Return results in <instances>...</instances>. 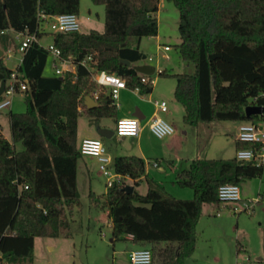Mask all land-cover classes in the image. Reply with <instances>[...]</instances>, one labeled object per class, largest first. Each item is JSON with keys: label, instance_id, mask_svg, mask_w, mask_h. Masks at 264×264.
<instances>
[{"label": "trees", "instance_id": "16d2710c", "mask_svg": "<svg viewBox=\"0 0 264 264\" xmlns=\"http://www.w3.org/2000/svg\"><path fill=\"white\" fill-rule=\"evenodd\" d=\"M104 5L103 31L50 33L75 71L45 74L49 52L34 43L22 56L20 79L27 82L25 110L7 113L11 140L0 133V264H26L33 259L35 237L70 235L66 210L79 205L77 142L81 112L94 118H114L116 106L106 90H98L89 65L115 73L127 88L150 93L134 69L141 60L139 41L158 32L159 0H92ZM179 12L176 51L193 72L158 70L175 78L174 99L183 107L189 125L218 120L264 122V0H166ZM80 0H0V48H15L12 32L37 31L40 15L79 12ZM127 59L129 66L121 62ZM10 69L0 57V80ZM149 78L152 79V76ZM85 95L96 105L87 108ZM2 96H0V100ZM258 105L262 114L245 116V107ZM1 128V125H0ZM20 143L22 148L16 149ZM259 144L235 139L238 149ZM113 169L124 176L104 193L113 239L128 234L152 252V264H185L195 248L196 224L205 203H219L220 185L237 184L261 176L262 164L253 160L196 158L176 176V183L193 191L188 199L163 195L148 188L144 194L124 190L145 175V161L137 155H119Z\"/></svg>", "mask_w": 264, "mask_h": 264}, {"label": "rangeland", "instance_id": "374dc122", "mask_svg": "<svg viewBox=\"0 0 264 264\" xmlns=\"http://www.w3.org/2000/svg\"><path fill=\"white\" fill-rule=\"evenodd\" d=\"M156 17L158 38L142 37L139 41V48L146 56L144 61L153 65L156 70L193 72V65L183 62L175 49V44L179 41L178 9L169 1L160 0ZM77 19L80 32L91 29L103 31L104 5L95 4L92 0H80ZM42 28L49 30L47 23L42 24ZM164 44H168L171 49L165 51ZM44 73L52 74L50 56ZM152 79L159 93L152 98L158 97V101L163 98L171 109L170 116L162 113V117L173 126L172 135L158 138L150 131L147 120L149 112L155 107L153 99L149 101L148 93L142 96L135 90L126 88L120 91L117 99V116L135 107L146 111V118L140 122L142 130L139 136L113 134L109 138L102 137L97 128L105 126L114 131L117 118L103 117L96 122L94 118L81 112L77 121L78 141L83 136L101 138L107 153L113 159L119 155H140L136 148V144L140 143L146 159L148 178L135 186L136 191L144 194L148 188H153L160 190L163 195L192 198V189L181 187L175 182L177 172L185 166L188 158L196 157V154L202 158L228 159L235 156L236 127L240 122L218 120L195 126L185 124L182 119L183 107L173 97L175 78L159 76L155 72ZM25 107L23 92L16 93L12 97L11 105L0 110V124L8 138L10 126L7 113L21 112ZM21 148L22 145L17 143L16 149ZM153 161H157L159 166H153ZM169 163L175 166L174 169ZM261 163V176L239 184L245 188L247 198L257 197L259 200L245 210L234 209L241 204L240 201L227 204L222 201L207 203L206 205H213L214 211L209 209L211 205L208 209L204 205L196 224L195 248L186 258L185 264H264V158ZM126 181L129 182L128 179ZM106 190L105 177L98 169L97 159L93 156H81L77 161V192L80 204L71 211L66 210L70 235L36 237L32 262L26 264H117L120 259H124V251L129 247L136 248V244L125 239L124 235L111 240V223L106 214L104 198Z\"/></svg>", "mask_w": 264, "mask_h": 264}, {"label": "built area", "instance_id": "2783aa9c", "mask_svg": "<svg viewBox=\"0 0 264 264\" xmlns=\"http://www.w3.org/2000/svg\"><path fill=\"white\" fill-rule=\"evenodd\" d=\"M48 24L50 33H66L73 31H80L77 15L74 13H60L54 15H40V20L37 25V31H40L42 24ZM13 38L15 40L16 47H12L7 52H18L20 54V60L17 65H11L10 77L6 81L4 89L0 96V110L8 107L12 103V97L16 93H23L27 90V82L25 79H20L18 73V67L21 63L22 56L26 49L34 44L38 43L44 47L50 54L51 57V67L52 72L56 75H62L67 71H75V64L70 57L64 58L61 55V51L53 43L42 45L39 42V37L36 31L33 33L26 32H12ZM164 50H168L169 46H164ZM4 55V60L6 65L11 59L13 62V57L10 53ZM167 58V56L165 57ZM91 56H86L80 61V64L85 66L91 76L92 81L97 86V90L94 92L95 98L98 90H106L111 97L112 104L116 107L118 106L117 99L119 93L122 89H126L127 85L125 80L115 73H110L103 69H97L89 65V60ZM151 58L149 57V60ZM155 68V72H157ZM152 76V75H151ZM150 76H142L141 81L144 83L153 84V79ZM154 106L161 110L167 111V102L165 100H153ZM116 126L114 134L119 136H138L140 131V121L134 117H120L116 119ZM150 131L158 138H163L165 136L172 135L174 132L173 126L162 117H154L148 124ZM236 140L241 142H250L253 144H259L258 149L245 148L238 149L235 152V156L239 160H253L257 163H261L264 158V122H240L237 126ZM78 149L81 155L93 156L97 159L98 169L105 177L106 187L112 186L115 182H121L124 178L123 175L117 173L113 169V160L107 153L100 138L84 137L78 143ZM154 166L157 165L156 162H152ZM217 197L219 201L224 203L240 201V205H236L234 209L245 210L253 206L254 202L259 199L250 198L242 200L240 196V188L237 184H222L217 189ZM128 258L130 264H152V252L149 248H137L133 249L128 253Z\"/></svg>", "mask_w": 264, "mask_h": 264}, {"label": "crops", "instance_id": "0c3cea01", "mask_svg": "<svg viewBox=\"0 0 264 264\" xmlns=\"http://www.w3.org/2000/svg\"><path fill=\"white\" fill-rule=\"evenodd\" d=\"M160 1V0H159ZM158 7H159V5H158ZM40 33H42V36L39 38V42L42 44V45H47V44H50L51 43V41H52V38H51V36H50V32L49 31H46V30H44L43 28H42V26H41V29H40ZM154 37H156V38H158V32H157V35L156 36H154ZM46 39H48L47 40V42H45L46 41ZM179 42V41H178ZM168 46V44H164V46ZM10 49V48H9ZM171 48H169L168 50H165V51H169ZM176 49V48H175ZM139 50H140V48H139ZM141 51V50H140ZM11 52V51H10ZM10 52H7V53H10ZM6 53H4L3 52V57H4V55H5ZM11 55H12V57H13V65L15 66V65H17L18 63H19V60H20V54L18 53V52H11ZM142 63H146L145 61H144V59H142L141 58V60L140 61H138L137 63H135L134 65H137V64H142ZM136 92H138L137 90H135ZM120 94V93H119ZM138 94H140L139 92H138ZM122 95H123V93H122ZM140 95H142V96H145L144 94H140ZM148 95H149V101H151L152 99L153 100H157L158 99V97H155V98H152L154 95H156V96H158L159 95V93L156 91V89H155V84H154V81H153V86H152V90H151V92L150 93H148ZM119 98V97H118ZM160 100H164L163 98H161ZM153 103V102H152ZM154 105V104H153ZM136 108V107H135ZM135 108L134 109H130L129 111H125L124 112V114H129V116H132V114H133V112L135 111ZM138 108V107H137ZM139 110H140V112H141V115L143 116V119H142V121L146 118V114H147V112L146 111H144L143 109H141V108H138ZM150 114H149V117H148V120H147V124H149V122L151 121V119L152 118H154V117H162V113H165V115H167V116H170L171 115V109L169 108V106H168V104H167V111H161V110H159V109H157L156 107H154V109L152 110V112H149ZM183 113H184V110H183ZM124 114H122L121 116H117V112H116V118H120V117H129V116H126V115H124ZM183 116V115H182ZM163 118V117H162ZM141 122V121H140ZM1 125V124H0ZM238 126V125H237ZM100 127H103V128H107V127H105V126H100ZM141 128V127H140ZM141 130H142V128L140 129V131H139V133L141 132ZM236 132H237V127H236ZM0 133L3 135V137H5L7 140H11V136H10V138H8L7 136H6V134H4L3 133V130H2V127L0 128ZM138 136H139V134H138ZM84 137H92V138H94L93 136H83L82 138H84ZM81 138V139H82ZM175 137L173 136V139H174ZM78 139H79V133H78V130H77V142L79 143V141H78ZM101 139V138H100ZM170 140H172V137L170 138ZM136 148H137V150L139 151V153H140V155H137V156H140L145 162H146V159H145V156L142 154V148H141V145H140V143H137L136 144ZM128 155V154H127ZM82 156H84V155H82ZM196 158H202V157H200L199 156V154H196V157H190V158H188V162L187 163H185V166H182V168L177 172V174L180 172V171H182L183 169H186V168H188V166H189V163L193 160V159H196ZM215 159H223V158H215ZM112 160H113V158H112ZM153 162H156L157 163V165L155 166V167H157V166H159V163L157 162V161H153ZM152 164V163H151ZM262 164V163H261ZM153 165V164H152ZM154 166V165H153ZM169 166H171V168H173L174 169V165L173 164H171V163H169ZM147 167H146V163H145V175H143L140 179H139V181H138V184L137 185H139L143 180H147V178H148V171H147V169H146ZM175 170H176V168H175ZM129 180V185H131V186H133L132 185V183H133V180H131V179H128ZM152 181H154V180H152ZM156 184V183H155ZM136 185V186H137ZM157 186H158V184H157ZM133 188L135 189V186H133ZM239 188H240V196H241V198H244V197H246L247 198V193L245 192V188L244 187H241V186H239ZM136 190V189H135ZM247 199H250V197L249 198H247ZM207 203H205V204H203V207H204V205H206ZM211 204H208V205H206L207 206V209L209 208V206H210ZM213 205H211V208H209V209H211L212 211H214L213 209H214V207H212ZM203 207H202V209H203ZM108 213V210H106V214ZM108 216V215H107ZM110 223H111V219H110ZM125 237V239H127V240H130V241H132V238H131V236L130 235H128V234H125L124 235ZM36 238V237H35ZM35 238H34V242H35ZM111 240H114L113 238L111 239ZM136 248H128L126 251H124L122 254H124V257H122V258H124L123 260L122 259H120V261L117 263V264H130V262H129V258H128V253L131 251V250H133V249H137V248H139L140 246H138L137 244H136ZM33 248H34V244H33ZM185 261H186V259H185Z\"/></svg>", "mask_w": 264, "mask_h": 264}, {"label": "water", "instance_id": "95a60500", "mask_svg": "<svg viewBox=\"0 0 264 264\" xmlns=\"http://www.w3.org/2000/svg\"><path fill=\"white\" fill-rule=\"evenodd\" d=\"M2 56H3V50L0 48V57H2ZM145 57H146L145 55H142V59H145ZM121 62H123L127 66H129L131 64V62L127 59H121ZM11 65H12V60L10 59L7 63V67L11 68ZM134 69L139 74L146 75V76H151L155 73V67L153 65L148 64V63H142V64L134 65ZM4 85H5V80L1 79L0 80V95L4 89ZM85 105L87 108H92L93 106L96 105V101L90 95H85ZM260 114H262L261 106L248 105L245 107V116L247 118H249L251 115H260ZM132 116L136 117L139 121H142V119H143V116L141 115V112L137 107L135 108V111L133 112ZM97 132L102 137H105V138H109L114 134V131L109 130L107 128H103V127H98ZM124 190L127 193H132L133 192V186L126 185L124 187Z\"/></svg>", "mask_w": 264, "mask_h": 264}]
</instances>
